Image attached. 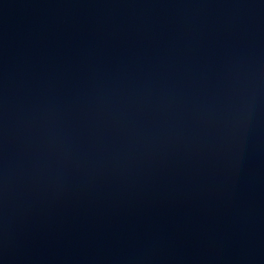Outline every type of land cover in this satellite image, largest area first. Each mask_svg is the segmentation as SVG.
Instances as JSON below:
<instances>
[{"label":"water","instance_id":"95a60500","mask_svg":"<svg viewBox=\"0 0 264 264\" xmlns=\"http://www.w3.org/2000/svg\"><path fill=\"white\" fill-rule=\"evenodd\" d=\"M0 264H264V0H0Z\"/></svg>","mask_w":264,"mask_h":264}]
</instances>
